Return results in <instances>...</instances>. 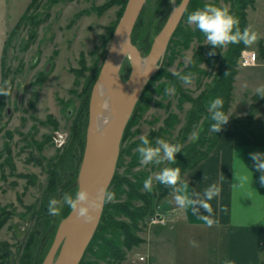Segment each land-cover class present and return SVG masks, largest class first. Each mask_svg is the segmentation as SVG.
<instances>
[{"label":"rangeland","instance_id":"1","mask_svg":"<svg viewBox=\"0 0 264 264\" xmlns=\"http://www.w3.org/2000/svg\"><path fill=\"white\" fill-rule=\"evenodd\" d=\"M180 1L147 0L144 4L132 31V42L141 53L142 63ZM126 2L0 0V87L8 92L0 93V215L5 212L0 225V264H41L58 224L71 209L63 204L58 216L50 215L48 201L53 196L62 199L66 192L77 191L91 88ZM200 2L202 6L206 0ZM213 2L227 4L234 13L240 6L238 0ZM194 8L187 6L156 70L157 77L145 86V98L142 101L140 96L123 133L115 173L136 184L140 193L159 196L155 175L168 163H141L137 145L142 133L148 134L153 143L159 136L178 141L185 150L205 130L204 119L200 118L188 132L183 131L192 106L188 99L200 95L215 74L210 62L194 61L195 57L200 58L196 51L201 46L204 58L213 47L205 50L208 44L204 34L187 22V12ZM178 28L201 37H193L194 34L185 41L176 32ZM226 48L227 44L217 49L223 54ZM186 60L191 63L186 64ZM239 67L243 66L238 63L236 68ZM178 71L192 72V81H181L174 75ZM129 72L127 58L121 68L123 79ZM169 88L174 91L169 92ZM206 136L211 134L207 132ZM197 148L201 152L209 150L206 144ZM149 175L153 176L151 190L144 188ZM122 187L127 190L125 184ZM122 190L111 189L114 195L109 203L124 201L126 194ZM164 197L152 199V212L137 222L139 230L134 231L141 242L130 248L122 246V259L98 257V247L93 244L87 246L81 262L125 264L133 259L139 261V255H144L145 261L149 231L164 226L150 223V217L167 214L171 218L167 224L174 218L162 203ZM132 203L139 206L142 202L134 198ZM115 216L128 221L123 215ZM110 234L107 230L105 236Z\"/></svg>","mask_w":264,"mask_h":264},{"label":"crops","instance_id":"2","mask_svg":"<svg viewBox=\"0 0 264 264\" xmlns=\"http://www.w3.org/2000/svg\"><path fill=\"white\" fill-rule=\"evenodd\" d=\"M246 18L259 33L245 46L257 52V63L237 69L229 120L206 157L181 177L198 191L212 181L222 186L211 202L216 222L209 225L191 208L181 209L171 189L162 203L173 212V220L149 231L145 261L125 264H223L229 257L236 264H264V182L250 155L264 151V96L254 94L264 84V0H254ZM193 238L196 246L190 243Z\"/></svg>","mask_w":264,"mask_h":264},{"label":"water","instance_id":"3","mask_svg":"<svg viewBox=\"0 0 264 264\" xmlns=\"http://www.w3.org/2000/svg\"><path fill=\"white\" fill-rule=\"evenodd\" d=\"M147 0H127L117 23L100 71L91 88L88 124L83 156L77 179V190L87 188L90 219L70 209L57 226L52 244L41 264H79L101 219L105 203L104 189L114 177L125 127L145 86L156 72L190 0H181L172 9L165 24L154 38L144 59L132 42V31ZM129 58L127 79L121 76L124 61ZM107 98L110 118L97 130L99 102L97 89Z\"/></svg>","mask_w":264,"mask_h":264},{"label":"clouds","instance_id":"4","mask_svg":"<svg viewBox=\"0 0 264 264\" xmlns=\"http://www.w3.org/2000/svg\"><path fill=\"white\" fill-rule=\"evenodd\" d=\"M187 22L189 25H194L195 29H199L204 34L206 43L213 46L210 54L226 44L243 42L245 45H251L259 38V33L253 28L252 24L241 28L239 17L228 5L219 4L213 2V0H206L202 6L188 11ZM185 63L189 64L191 61L186 60ZM174 75L185 83H190L194 76L190 71H178ZM168 91L172 92L174 88H169ZM0 93L8 94L6 88L2 87H0ZM254 94L256 96H264V84L257 85L254 89ZM224 103V99L221 96H216L210 100L208 105L211 120L210 129L215 133L223 127L232 114L225 110ZM140 141L137 148L141 163L145 165H161L164 162H168L156 173L155 179L160 184L171 186L174 191L176 205L181 209L191 208L193 213L197 214L199 218L206 221L209 225L216 222L215 209L211 202L220 196L222 186L212 181L198 191L195 187H189V181L184 182L182 180L181 167L176 163V153L181 151L183 147L180 142L159 136L153 143L152 138L146 133L140 135ZM250 155L254 161L255 169L261 170L260 180L264 182V151L256 150L251 152ZM247 168L250 169L248 166ZM152 187L153 176L149 175L144 180V188L151 190ZM102 191L107 199H111L114 195L112 191L107 189ZM89 196L87 188H80L75 193L66 192L62 199L53 196L48 201V212L50 215L58 216L62 211L63 204H67L72 209L78 208L80 216L90 219L89 203H82L88 201ZM190 243L193 246L197 245L195 238L190 240ZM223 264H236V260L230 257L225 258Z\"/></svg>","mask_w":264,"mask_h":264},{"label":"trees","instance_id":"5","mask_svg":"<svg viewBox=\"0 0 264 264\" xmlns=\"http://www.w3.org/2000/svg\"><path fill=\"white\" fill-rule=\"evenodd\" d=\"M201 0H190L188 4V9L192 6L200 7ZM234 2V0H225ZM240 2L239 10L235 13L240 19V26L243 28L248 25V21L246 18V8L248 6H253L254 0H238ZM194 8V9H195ZM200 31L199 29L197 32ZM177 33H181L182 38L185 41L191 39L190 37L196 33H187L185 31L180 30L179 28L176 31ZM196 34L193 37H198ZM201 37V36H200ZM200 37H198L200 39ZM198 39V40H199ZM211 45H207L205 50L210 48ZM245 44L243 42L239 44H227V48L223 54H220V50H216L214 53L209 54L204 58L202 50V46L196 51V56L200 57L194 60L204 61L211 63L212 69L215 71V74L212 76L211 82L206 85L204 90L198 95L196 98H189L188 100L191 102V108L188 110L184 132H188L191 129V126L195 124L200 118L204 119L203 125L205 130L200 133V136L196 142L192 144V146L185 148V150H181L176 153L177 161L181 167V177L183 173L195 166L199 161H201L208 152L215 146L218 138L225 126L218 130L216 133L210 129V112H209V102L212 98L216 96H221L224 99V108L227 111L231 95H232V87L235 75L237 73V65H238V57L241 50L245 49ZM159 72H156L153 75L152 80L157 77ZM150 80V81H152ZM149 81V82H150ZM141 95V100L143 101L145 98V94ZM135 110H133L131 118L134 116ZM130 118V120H131ZM209 132L211 136H206V133ZM123 139V137H122ZM207 145L209 148L208 151L201 152L199 145ZM125 184L127 186V190H122V185ZM112 191L118 192V190H122L126 194V199L124 201L109 203V200L105 198L104 208L102 211L101 219L98 224V227L88 245V247L93 244L97 245L96 254L98 257H114L116 259L123 258V250L122 246L126 248H130L134 245H137L141 242V239L134 233L135 230H139L137 222L142 220L147 214L152 212V208L150 206L151 201L154 197L163 198L167 195L172 189L171 186L158 184L160 194L159 196L152 192H144L140 193L137 190L136 184L132 183L129 179L125 177H121L118 174H114V177L111 181ZM110 187V186H109ZM111 189L108 190L111 191ZM136 198L141 200V205L136 206L132 203V200ZM5 213L1 212V215ZM68 213V212H67ZM66 213V215H67ZM0 215V219H1ZM65 215V216H66ZM115 215H123L128 221H124L121 219H116ZM4 221V219L0 220V225ZM107 230H110V236L106 237ZM122 237V239H121ZM1 257V256H0ZM82 261V260H81ZM79 262V264H84L83 262ZM88 264V263H85ZM92 264V263H90Z\"/></svg>","mask_w":264,"mask_h":264},{"label":"built area","instance_id":"6","mask_svg":"<svg viewBox=\"0 0 264 264\" xmlns=\"http://www.w3.org/2000/svg\"><path fill=\"white\" fill-rule=\"evenodd\" d=\"M258 55L256 51L251 49H243L241 50L239 57H238V63L241 66H251L257 63ZM169 216L164 213H155L150 217V223L152 224H167V222L171 219H168ZM139 261H143L145 259L144 255L138 256Z\"/></svg>","mask_w":264,"mask_h":264},{"label":"bare ground","instance_id":"7","mask_svg":"<svg viewBox=\"0 0 264 264\" xmlns=\"http://www.w3.org/2000/svg\"><path fill=\"white\" fill-rule=\"evenodd\" d=\"M144 63L142 64L143 68ZM96 96L98 98L99 104V113L97 115V130H101L105 124L108 122L110 118V113L108 109V104H107V98L104 95L103 91L100 89H97Z\"/></svg>","mask_w":264,"mask_h":264}]
</instances>
